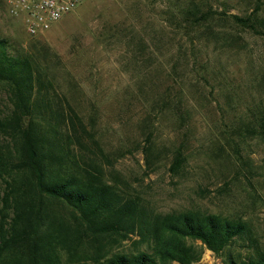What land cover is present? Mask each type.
I'll return each mask as SVG.
<instances>
[{"label":"rangeland","instance_id":"rangeland-1","mask_svg":"<svg viewBox=\"0 0 264 264\" xmlns=\"http://www.w3.org/2000/svg\"><path fill=\"white\" fill-rule=\"evenodd\" d=\"M191 1L84 0L31 37L0 0V39L32 57L57 107H70L93 134L104 156L94 162L122 198L160 214L242 216L264 246V140L251 128L264 107V37L228 18L249 15L256 0H201L203 12L216 13L210 26L184 20ZM256 16L264 21V2ZM8 111L0 88V118ZM89 144L84 136L92 158ZM176 150L183 162L171 173ZM136 239L103 243L132 252ZM186 244L199 254L194 264H221L198 241Z\"/></svg>","mask_w":264,"mask_h":264},{"label":"trees","instance_id":"trees-1","mask_svg":"<svg viewBox=\"0 0 264 264\" xmlns=\"http://www.w3.org/2000/svg\"><path fill=\"white\" fill-rule=\"evenodd\" d=\"M200 2L183 5L184 20L210 26L216 13L203 12ZM262 2L256 0L247 16L228 18L264 37V21L256 16ZM42 77L29 54L9 50L0 39V88L9 105L0 118V264H194L199 254L187 240L198 241L221 264H264V246L242 216L160 214L122 198L94 162L104 156L93 134L70 107L67 114L57 107L52 83ZM252 116L253 132L264 140V107ZM84 136L92 158L82 151ZM150 136L142 150L147 167ZM182 162L176 150L168 170L176 173ZM131 234L137 238L132 252L104 246V239L121 244Z\"/></svg>","mask_w":264,"mask_h":264},{"label":"built area","instance_id":"built-area-1","mask_svg":"<svg viewBox=\"0 0 264 264\" xmlns=\"http://www.w3.org/2000/svg\"><path fill=\"white\" fill-rule=\"evenodd\" d=\"M84 0H6V14L19 21L28 36L48 31Z\"/></svg>","mask_w":264,"mask_h":264}]
</instances>
